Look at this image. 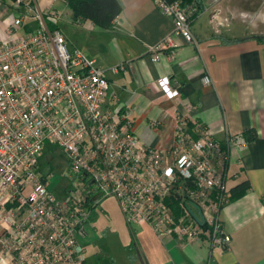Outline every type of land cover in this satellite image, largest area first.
Wrapping results in <instances>:
<instances>
[{
	"label": "built area",
	"instance_id": "obj_1",
	"mask_svg": "<svg viewBox=\"0 0 264 264\" xmlns=\"http://www.w3.org/2000/svg\"><path fill=\"white\" fill-rule=\"evenodd\" d=\"M55 1L68 5V0H50L40 10L30 0H0L7 13L20 12L0 36L2 251L15 264H90L86 227L109 197L117 200L129 225L148 223L160 237L229 247L232 236L221 216L232 199L227 164L234 150L247 146L244 134L221 141L206 124L178 116L171 148L143 144L129 114L110 106V99L118 105V97L109 93L108 69L68 44ZM154 2L173 19L174 34L197 43L194 5ZM27 18L36 26L20 34ZM163 45L176 47L171 36ZM153 53L158 61L159 48ZM125 68L121 64L113 71ZM158 84L169 98L180 95L168 76ZM47 144L67 156L73 186L62 197L50 189V169L39 167Z\"/></svg>",
	"mask_w": 264,
	"mask_h": 264
},
{
	"label": "crops",
	"instance_id": "obj_2",
	"mask_svg": "<svg viewBox=\"0 0 264 264\" xmlns=\"http://www.w3.org/2000/svg\"><path fill=\"white\" fill-rule=\"evenodd\" d=\"M199 1L202 11L192 21L197 43L174 34L173 19L154 0H119L122 10L106 28L89 19L73 20L70 10L79 40L64 35L70 46L88 56L90 51L108 69L109 93L118 97V105L110 99V106L129 114L143 144L171 148L178 116L206 124L221 141L239 132L248 140L227 164L232 199L221 216L232 236L229 247L211 248L205 239L186 243L160 237L148 223L130 225L136 264H264V0ZM30 3L44 10L50 0ZM63 6L69 8L53 3L62 13ZM0 12V36L5 37L11 17L2 5ZM33 21H25L19 33L35 27ZM168 36L176 47L161 48ZM156 48L158 61L153 60ZM121 64L125 70L114 72ZM163 76L180 91L178 97L169 98L159 86ZM87 236L88 231L83 242ZM0 264H15L1 246Z\"/></svg>",
	"mask_w": 264,
	"mask_h": 264
},
{
	"label": "rangeland",
	"instance_id": "obj_3",
	"mask_svg": "<svg viewBox=\"0 0 264 264\" xmlns=\"http://www.w3.org/2000/svg\"><path fill=\"white\" fill-rule=\"evenodd\" d=\"M63 8L59 28L66 36L79 40L77 23L72 21L70 9ZM22 9L25 10L26 7ZM19 13L12 9L8 17L12 18ZM29 20L27 18L26 21ZM88 53L92 56L90 51ZM39 167L50 168L53 175L50 189L58 197L64 196L67 189L73 186V179L68 172L67 156L59 146H45L39 159ZM86 230L88 236L84 242L89 244L86 246V256L90 264H136L137 246L132 234L133 228L127 223L116 199L109 197L101 201Z\"/></svg>",
	"mask_w": 264,
	"mask_h": 264
},
{
	"label": "trees",
	"instance_id": "obj_4",
	"mask_svg": "<svg viewBox=\"0 0 264 264\" xmlns=\"http://www.w3.org/2000/svg\"><path fill=\"white\" fill-rule=\"evenodd\" d=\"M181 1L185 5L191 4L197 8L193 19L202 11L199 0ZM68 6L72 11L73 20L78 18L89 19L104 28L109 27L122 10L119 0H68ZM174 206H178L177 201H174Z\"/></svg>",
	"mask_w": 264,
	"mask_h": 264
},
{
	"label": "water",
	"instance_id": "obj_5",
	"mask_svg": "<svg viewBox=\"0 0 264 264\" xmlns=\"http://www.w3.org/2000/svg\"><path fill=\"white\" fill-rule=\"evenodd\" d=\"M196 207L198 208V206L196 205ZM199 209V208H198Z\"/></svg>",
	"mask_w": 264,
	"mask_h": 264
}]
</instances>
